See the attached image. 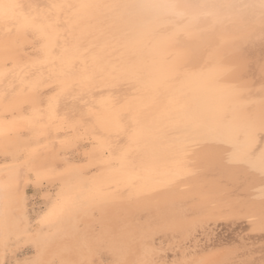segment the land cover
<instances>
[{
  "label": "bare ground",
  "instance_id": "obj_1",
  "mask_svg": "<svg viewBox=\"0 0 264 264\" xmlns=\"http://www.w3.org/2000/svg\"><path fill=\"white\" fill-rule=\"evenodd\" d=\"M46 2L43 1L45 5H42L39 0H0L6 5L14 3L20 6L0 12V264H264V230L261 229L262 225H259L260 228L257 226L258 220L261 224L264 217L256 216L250 223L252 221L246 222L248 219L239 216L258 206H252L249 202L248 196L253 195V190L244 195L248 201L245 198L236 203L228 201L230 204L225 202L226 205H221L223 207L202 204L200 198L193 194L235 191L240 183L239 180L234 181L237 176L234 173V182H230L232 174L229 169L225 171L222 162L219 163L222 168L214 167L217 157L208 154L207 148L194 154V159L187 160V157L177 156L183 144L178 148L177 141V144L164 142L167 134L180 132V127L169 125L176 120V110L165 113L162 119L158 117L165 107L171 105L174 93L172 98L163 95V92L161 96L155 93V97L149 89L139 90V95L135 92V95L130 94L132 91L126 90L131 85L129 81H120L121 77H125L126 70L117 73L121 74L118 76L115 73L117 70L112 68L117 65L108 64V52L105 57L100 50L107 42L102 48L100 43L99 46L94 43L96 38H92V43V39L84 35L87 38L86 41L83 38L84 44L79 35L83 44L80 46L84 48L81 50L84 52H81L80 46L76 49L77 43H72L75 38L72 41L68 38L72 34L71 28L69 31L67 29V38L74 45L72 49L65 45L68 42L67 46H71L68 40H63L66 42L64 44L57 39V32L63 31L65 26L60 29L64 24L57 26L56 21L70 25L73 22V28L78 19L75 18L76 10L72 11L76 6H67L64 1L66 8H75H67L70 11L63 12L65 5L60 7L57 2L58 8L52 4L53 1H50L52 5ZM53 5L60 13L53 11ZM73 12L76 14L72 15ZM77 38L76 42L79 43ZM88 40H91V47L93 44L98 46L95 45L101 52H95L98 59L93 57L95 54L91 55L96 48L91 54V47L89 52L85 49L84 45H90ZM112 49L111 53L115 51ZM149 51L148 54L154 55ZM154 52L158 53L156 50ZM131 57H135L134 54ZM180 58L181 65L187 60L186 64L191 69L200 67L201 56ZM228 59L233 60L229 62L236 64L235 70L239 71L238 76L234 77L235 82L238 77L241 81L252 79L259 82L264 79V73L256 67L264 63V43L228 56ZM245 60L250 62L246 73L241 68ZM111 61L114 62V59ZM89 62L93 67L85 65ZM185 66L181 68L182 73L179 71L181 76L171 80L179 83L196 73L194 71L188 75L190 67ZM204 66L201 67L205 69ZM184 67L188 68L187 71ZM111 68L113 74L110 73ZM183 71L188 74L184 75ZM104 83H110L111 88ZM101 85L108 91L99 89ZM152 96L156 102H152ZM190 96L187 97L190 99ZM262 108L264 105H257L255 110L261 114ZM210 109L213 111V108ZM141 133L147 136L145 141L141 139V135L144 136ZM178 139L182 141L180 137ZM199 159L200 165H211L210 171H216L207 175L206 183V179H198L195 183L194 174L200 170L194 172V163ZM158 170L161 172H156ZM219 180L226 182L220 186ZM251 181L244 182L249 189L250 185H255ZM61 199L68 202L63 211L51 218L50 222H42ZM211 200L208 203L214 201ZM204 205L207 207L204 208Z\"/></svg>",
  "mask_w": 264,
  "mask_h": 264
},
{
  "label": "flooded vegetation",
  "instance_id": "obj_2",
  "mask_svg": "<svg viewBox=\"0 0 264 264\" xmlns=\"http://www.w3.org/2000/svg\"><path fill=\"white\" fill-rule=\"evenodd\" d=\"M19 1V0H18ZM57 0H55V2H54V0H53V2H52V4H56L57 2V4L60 6V7H63V5H65L66 3H64V1L65 2H67V6H76V8L74 9L73 7H72V9H74V10H72L71 9V7H67L68 9H70V10H72V11H75L76 10V13H77V15L78 14H80V16L78 17V19H77V21L75 20V26H73V28H72V24H73V22H72V24L70 25V23L69 24H67V26H66V24L65 23H61V21L59 20V23H58V21H56V25L57 26H60L61 24H64L60 29H62L64 26L66 27H64V29H63V31H61L62 33L65 31V32H67L66 34H64L63 33V35H65L64 37H63V35H62V33H61V35H62V38H61V36H60V33L59 32H57V31H55V32H57L58 34H59V36L56 34L55 35V32H54V37H56L57 38V36L59 37V38H57L58 40L59 39H61V40H59L60 42H62L63 40H65L66 39V41L68 40V38L69 39H71V41L72 40H74V38H75V40H74V42L72 41V43L73 44H76L75 46H76V49H78L79 48V46H80V44H82L84 41H83V38H84V40L86 41V39L87 38H96V41L94 42V43H96L98 46H99V43L100 44H106V42H107V44H106V46L105 45H103L104 46V49H101L100 48V50L103 52L104 50H106V49H108L110 46H113V45H117V46H123V48L121 47V52H122V54L125 56L124 57V63H123V66H121V67H112L113 68V70L115 69V70H117L115 73L117 74V73H123L125 70V72H124V74H125V76L127 75V77H128V81L130 82V83H132V81H134L135 82V84L134 85H136V86H138L139 87V89H141L142 91H144V90H148L149 89V91H152V93L155 95V93H158V94H156V95H159V96H161L163 93H165V94H163V95H169V96H167V97H170V98H172V94L174 95V97L172 98V101H170V98H168L169 99V101L170 102H172V103H170L171 104V107H175V106H177L176 108L177 109H175L176 110V113H174L175 114V116H176V120H174V122L176 123L175 125H176V127L178 128V127H180V128H178V129H180V132H181V134H183L182 136H183V138H182V144H183V146L184 147H186V145L187 146H190V145H199V146H204L203 147V149L204 148H207V151H208V154H210L211 153V156H213L214 158L215 157H217V158H215V165H214V167H216V168H222V166L221 165H223L224 164V166H225V171L226 170H228L229 169V173H231L232 175H231V178L232 179H234V177L235 176H237V177H235V179L234 180H252L251 182H253L254 183V181H255V183H258L257 185H260L262 182H264V181H262L261 180V178L255 173V172H253V171H250V170H248L247 168H245L244 166H242V165H234V164H231V163H229L228 161H229V156H230V152H229V149L227 148V146L225 145V144H223V143H220V144H218L219 143V141H216V139H214L213 137H208V136H201V135H198L197 133H195L192 129H193V124L194 123H200V122H203L204 120H209V118H211V116H212V111H210V110H212V109H210V108H214V106H216V103H217V96H215L216 94L215 93H213V91H212V89H211V87H209V86H207L205 83H203L202 82V80L200 79V80H198V78H191L190 76L189 77H187V78H184V80L185 81H179V83H176L177 81H173V80H171V78L172 79H174V80H177L181 75H179V71H180V73H182V70H181V68H182V66L183 65H181L182 64V61L180 60L181 58H179V60L178 61H180V67H179V69H178V72H173L172 70H171V65L172 64H170V63H168L167 61H165V59L164 58H162V56L160 55V57H159V53H156V52H154L155 50L151 47V45L150 44H148L149 42H148V39H147V36H146V32H145V29H144V27H143V25H142V20H141V18L139 17V15H137L138 13L136 12V10L132 7V5L134 4V2H135V0H133L132 1V3H131V0H59V1H57ZM68 1H69V3L70 4H68ZM77 1H80V2H77ZM83 1H85V2H83ZM95 1H96V3H95ZM17 2V1H16ZM63 2V3H62ZM87 2V3H86ZM89 2H91L90 4H89ZM103 2V3H102ZM105 2V3H104ZM118 2V3H117ZM130 2V3H129ZM81 3H83V4H81ZM128 3H129V5H128ZM14 4V3H13ZM56 4V6H58ZM62 4V5H61ZM73 4V5H72ZM78 4V5H77ZM92 4H93V7H91L92 6ZM116 4H118V5H116ZM121 4V5H120ZM126 4V5H125ZM18 5V4H17ZM53 5V6H54ZM125 5V6H124ZM59 6H58V8H59ZM123 6V7H122ZM127 6V7H126ZM105 7V8H104ZM54 8H56L55 6L53 7V11L55 12V10L58 12L59 11V9L57 10V8L56 9H54ZM66 8V5L64 6V8H62V9H64V10H62L63 12L66 10V11H70V10H67V8ZM117 8V9H116ZM122 8V9H121ZM131 8V9H130ZM84 9H86V10H84ZM126 9H127V11H126ZM129 9H130V11H129ZM60 10H61V8H60ZM112 10H113V12H112ZM132 10V11H131ZM134 10H135V13H134ZM61 11V12H62ZM62 12V13H63ZM79 12V13H78ZM126 12V13H125ZM59 13H60V11H59ZM74 13V12H73ZM76 13H74V14H72V15H75ZM82 14V15H81ZM127 14V15H126ZM124 15V16H123ZM135 15V16H134ZM121 16H123V17H121ZM134 16V17H133ZM137 16V17H136ZM94 17H95V19H94ZM126 17V18H125ZM132 17V18H131ZM124 18V19H123ZM133 18H135L134 20H133ZM137 18H139V20L137 19ZM80 19V20H79ZM89 19V20H88ZM114 19V20H113ZM116 19V20H115ZM136 19H137V22H136ZM80 22H79V21ZM82 20V21H81ZM131 20V21H130ZM83 21H84V23H83ZM139 21V22H138ZM68 22H71V21H68ZM91 22V23H90ZM135 22V23H134ZM52 23V22H51ZM79 23V24H78ZM88 23V24H87ZM53 24V23H52ZM54 24V25H55ZM138 24V27H136V25ZM139 24H141V26L139 27ZM71 26V27H70ZM78 26H80L79 28H80V30L78 29ZM132 26V27H131ZM69 27V28H68ZM82 27V28H81ZM52 28H56V30H60V29H57V27H52ZM59 28V27H58ZM71 28V29H70ZM77 28V29H76ZM67 29H68V31H69V29H70V33H72V34H70L71 35V37L70 36H68V38H67V34H69L68 33V31H67ZM91 29V30H90ZM134 29V30H133ZM75 30H76V32H75ZM72 31V32H71ZM78 31V32H77ZM87 31V32H86ZM103 31V32H102ZM133 31V32H132ZM73 32H74V35H73ZM76 34V35H75ZM133 34V35H132ZM79 35H80V37L82 38L81 40H82V43H81V40H80V37H79ZM83 35V36H82ZM87 37H85V36ZM131 36H133V38L131 37ZM54 37H53V39H54ZM72 37H73V39H72ZM76 37H78L77 39L78 40H80L79 41V43L78 42H76ZM55 38V39H56ZM64 38V39H63ZM101 38H103V40H101V42L99 41ZM54 39V40H55ZM136 39V40H135ZM58 40H56L57 41V43L59 42ZM77 40V41H78ZM133 42H132V41ZM55 41V42H56ZM69 41V43H71V41L70 40H68ZM93 39H92V43H93ZM103 41V42H102ZM128 41H129V43H128ZM137 41H138V44H136L137 43ZM65 41H63V43H64ZM89 42H91V40H88V43ZM141 44H140V43ZM66 43V42H65ZM64 43V44H65ZM70 44L71 46H67L68 45V42L65 44L66 45V47L68 48V47H73L74 45L73 44ZM88 43H86V44H88ZM92 43L89 45L90 47H91V45H92ZM84 44H85V42H84ZM96 44H93L94 46L93 47H91L90 49H91V51H90V54H91V52H92V50H93V48L95 49L96 47H95V45ZM127 44V45H126ZM133 44H135V45H133ZM73 45V46H72ZM96 45V46H97ZM146 45V46H145ZM147 45H148V47H150V48H148L147 47ZM82 46H83V44H82ZM82 46H80V48L82 47ZM85 46V45H84ZM98 46H97V48H98ZM103 46H102V48H103ZM133 46V47H132ZM97 48H96V50L94 51V53H92L91 55H93V54H95V55H93V57L95 58V59H98V58H96V53L95 52H97V53H100L101 54V52L99 51V49L97 50ZM106 48V49H105ZM136 48H138V49H136ZM72 49V48H71ZM129 49V50H128ZM137 51H136V50ZM144 49V50H143ZM146 49V50H145ZM148 49V50H147ZM149 49H150V51H149ZM140 50V51H139ZM143 50V51H142ZM154 50V51H153ZM88 52H89V49L87 50ZM124 51V52H123ZM145 51L147 52V55L145 54ZM148 51L149 52H153V54L154 55H152L151 53H149L148 54ZM130 53V55L132 56V54H134V56L135 57H131L130 55H128L129 53ZM135 52V53H134ZM138 52H141V54H143L142 56H145V57H143L142 58V56H141V54H139ZM126 53V54H125ZM85 54H87V53H85ZM158 54V55H157ZM136 55H138V57L136 56ZM150 55V56H149ZM157 55V56H156ZM98 56H99V54H98ZM97 56V57H98ZM131 58H130V57ZM149 56V57H148ZM152 56V57H151ZM101 56H99V58H100ZM93 58V59H94ZM127 58V59H126ZM137 58V59H136ZM142 58V59H141ZM157 60H156V59ZM101 59V58H100ZM99 59V60H100ZM136 59V60H135ZM138 59H141V61H139ZM127 60V61H126ZM147 60V61H146ZM130 61H131V63H130ZM144 61V62H143ZM149 61H151V62H149ZM154 61V62H153ZM160 61V62H159ZM148 62V63H147ZM156 62V63H155ZM159 62V64H157ZM162 62V63H161ZM126 63V64H125ZM142 63V64H141ZM164 63V64H163ZM133 64V65H132ZM144 64V65H143ZM154 64V65H153ZM137 65V66H136ZM139 65V66H138ZM159 67H158V66ZM155 66V67H154ZM157 66V67H156ZM146 67V68H145ZM149 69H148V68ZM152 67V68H151ZM166 69H165V68ZM170 67V68H169ZM104 69H106L105 67H103ZM112 68H111V70H112ZM120 68V71L118 70ZM151 68V69H150ZM154 68V69H153ZM133 69V70H132ZM152 69H153V71H152ZM113 70L112 71H110V73L111 74H113ZM129 70V71H128ZM138 70H140V72H138ZM149 70V71H148ZM162 70V71H161ZM160 73H159V72ZM172 71V72H171ZM136 72H138V73H136ZM147 72H150V73H147ZM153 72V73H152ZM155 72H156V74H155ZM114 73V74H115ZM127 73V74H126ZM136 73V74H135ZM172 73H174V75L172 74ZM124 74L122 75V76H124ZM142 74V75H141ZM177 76H176V75ZM118 75V74H117ZM130 76V78H132V79H130L129 78V76ZM132 75V76H131ZM141 75V76H140ZM150 75H152V76H154V77H151ZM118 76H121V74L120 75H118ZM133 76H135V77H133ZM145 76H148V77H145ZM158 76V77H157ZM137 77V78H136ZM141 77H142V79H141ZM143 77H145V78H143ZM183 77V76H182ZM135 79H139V80H135ZM166 79L169 81V83H168V81H166ZM186 79H188L187 80V82H186ZM143 81L142 82V84H141V81ZM140 82V83H137V82ZM189 81V82H188ZM164 82V83H163ZM173 82H175L176 84H174ZM184 82V83H183ZM198 82V83H197ZM137 83V84H136ZM145 83V84H144ZM168 83V84H167ZM171 83V84H170ZM191 83H193V85L191 84ZM200 83V84H199ZM161 84V85H160ZM163 84V85H162ZM165 84H166V86H165ZM188 84V85H187ZM191 85V86H190ZM201 85V86H200ZM141 86V87H140ZM158 86V87H157ZM165 86V87H164ZM200 86V87H199ZM172 87V88H171ZM198 87H199V90H198ZM158 88V89H157ZM178 88V89H177ZM208 88V89H207ZM165 89H167V91H165ZM194 89H196L195 91L192 90ZM202 89V90H201ZM211 89V90H210ZM198 90V91H197ZM210 90V92H208V91ZM158 91V92H157ZM200 91V92H199ZM207 91V92H206ZM161 92V93H160ZM163 92V93H162ZM177 92V93H176ZM185 92H186V94H185ZM199 92V93H198ZM145 93H146V91H145ZM148 93H151V92H148ZM151 93V94H152ZM168 93V94H167ZM192 93H194V95H192ZM196 93H198V94H196ZM187 94H189V95H187ZM200 94V95H199ZM203 94V95H202ZM208 94V95H207ZM156 95H155V97H156ZM171 95V96H170ZM181 95V96H180ZM191 95V96H190ZM195 95H197V96H195ZM159 96H157L158 97V99H159ZM178 96V97H177ZM187 96H190V99H189V97H187ZM200 96V97H199ZM209 96V97H208ZM212 96H213V99H211L212 98ZM154 96H152V98H153ZM154 97V98H155ZM192 97V98H191ZM153 98V101L152 102H156V99H154ZM178 98H179V100H178ZM196 98V99H195ZM204 98V99H203ZM210 98V99H209ZM158 99H157V101H158ZM201 99V100H200ZM155 100V101H154ZM160 100H161V97H160ZM159 100V101H160ZM162 100H164V99H162ZM178 100V101H177ZM187 100V101H186ZM205 100V101H204ZM168 101V102H169ZM201 102V103H200ZM207 102V103H206ZM162 103H164V102H162ZM186 103H188L189 105L187 106L186 105ZM200 103V104H199ZM215 104V105H213V104ZM203 104V105H202ZM178 105H180L179 107H178ZM191 105V106H190ZM198 105H199V107H198ZM206 106V107H205ZM211 106V107H210ZM185 108V109H183V108ZM193 107V109H191ZM205 107V108H204ZM180 108H182L181 110H180ZM201 108V109H200ZM187 109V110H186ZM209 109V110H208ZM175 110L173 109L172 110V112H175ZM190 110V111H189ZM195 110H196V113H195ZM197 110H198V113H200L201 111V113L200 114H198L197 113ZM205 110H207V112L205 111ZM180 111V112H179ZM187 111V112H186ZM189 111V112H188ZM208 111H209V114H208ZM192 112V113H191ZM187 113V114H186ZM206 113V114H205ZM195 114V115H194ZM204 115V116H203ZM174 116V115H173ZM199 116V117H198ZM260 116V114L259 115H257L255 118H258ZM206 117L208 118V119H206ZM185 118V119H184ZM194 118V119H193ZM198 118V119H197ZM241 118H249V119H251L245 112L242 114V117ZM202 119V120H201ZM204 119V120H203ZM181 120V121H180ZM184 120V121H183ZM199 120H201L200 122H199ZM183 121V122H182ZM187 122V123H186ZM205 123L207 122V121H204ZM203 122V123H204ZM182 124V126H181V124ZM185 124H187V125H185ZM180 125V126H179ZM185 125V126H184ZM192 125V126H191ZM191 126V127H190ZM175 129L176 131H179L178 129ZM189 128V129H188ZM181 129H183V130H181ZM192 131V132H191ZM190 132V133H189ZM186 133V134H185ZM141 134H143L144 136H142L141 135V137H145V134L144 133H141ZM147 135V134H146ZM185 135H186V137H185ZM198 135V136H197ZM147 137V136H146ZM146 137H145V139H143V138H141L142 140H146ZM198 138V139H197ZM208 138V139H207ZM188 140V141H187ZM192 140V141H191ZM184 141V142H183ZM216 141V142H215ZM188 143V144H186V143ZM186 145H185V144ZM218 144V145H217ZM205 145H207L206 147H205ZM214 145V146H213ZM221 145V146H220ZM264 146V145H263ZM215 147V148H214ZM260 145H259V143L257 144V147H256V151H259V149H260ZM202 149V150H203ZM219 149V150H218ZM211 151H213V152H211ZM222 152V153H221ZM227 154V155H226ZM226 155V156H225ZM210 156V157H211ZM213 157H211L212 159H213ZM223 157V158H222ZM210 158V159H211ZM228 158V159H227ZM217 159V160H216ZM222 160V161H221ZM220 162H222L221 163V165L219 164ZM220 166H219V165ZM227 164V165H226ZM217 165V166H216ZM226 168H228V169H226ZM245 168V169H244ZM235 170H237L236 172H235ZM231 171V172H230ZM234 171V172H233ZM228 172V171H227ZM243 172V173H242ZM234 173H235V176H234ZM230 176V175H229ZM254 178V181H253V178ZM244 178V179H243ZM230 179V178H229ZM233 181V180H232ZM259 193H257V194H254L253 193V195L252 194H250V196L252 195V197H250V196H248L249 197V202H251L252 203V206L255 204V205H259V204H261V203H263L264 204V201H262L261 202V199H259V195L261 196V194H259ZM257 195H258V197H257ZM247 197V198H248ZM250 198H252V199H250ZM255 198H257L256 200H254ZM245 200H247L248 201V199H245ZM252 200V201H251ZM259 200H260V202H259ZM255 201V202H254ZM258 201V202H257ZM249 202H247L248 204H249ZM254 202V203H253ZM257 202V203H256ZM250 203V204H251ZM252 209V208H251ZM253 209H254V207H253ZM259 221L260 220H258V223H257V226L259 227V225L261 226L262 225V230H264V225L262 224V222H261V224L259 223ZM260 228V227H259Z\"/></svg>",
  "mask_w": 264,
  "mask_h": 264
},
{
  "label": "clouds",
  "instance_id": "obj_3",
  "mask_svg": "<svg viewBox=\"0 0 264 264\" xmlns=\"http://www.w3.org/2000/svg\"><path fill=\"white\" fill-rule=\"evenodd\" d=\"M132 7L142 20L151 47L168 63L180 57L220 58L264 43V0H135ZM218 62L223 74L232 67ZM249 61L241 66L248 71ZM256 67L264 73V63ZM238 108L264 105V79L227 85Z\"/></svg>",
  "mask_w": 264,
  "mask_h": 264
},
{
  "label": "snow or ice",
  "instance_id": "obj_4",
  "mask_svg": "<svg viewBox=\"0 0 264 264\" xmlns=\"http://www.w3.org/2000/svg\"><path fill=\"white\" fill-rule=\"evenodd\" d=\"M18 7L20 6L15 4L0 3V12ZM179 67L180 62L177 61L171 65V70L178 72ZM221 76L222 73L217 67L201 77L203 83L216 93L217 104L213 108L211 118L206 123H194L193 131L198 135L213 137L225 144L230 152L229 163L244 166L264 181V146L256 151L257 144L264 139V108L258 118H241L248 110L236 106L235 98L228 86L218 83ZM260 191L259 199L264 201V186ZM67 204L64 199L57 201L56 206L45 215L42 222H50L51 218L62 212Z\"/></svg>",
  "mask_w": 264,
  "mask_h": 264
},
{
  "label": "rangeland",
  "instance_id": "obj_5",
  "mask_svg": "<svg viewBox=\"0 0 264 264\" xmlns=\"http://www.w3.org/2000/svg\"><path fill=\"white\" fill-rule=\"evenodd\" d=\"M41 3L44 1V3L46 2L45 0H39ZM50 1H53V0H47V2H50ZM46 2V3H47ZM44 3H42V5H45ZM50 5H52L51 4V2L49 3ZM49 5V6H50ZM48 6V7H49ZM50 8H51V6H50ZM78 18L79 17V15H77V16H75V18ZM75 18H73L72 20H75ZM132 27V26H131ZM104 44V43H103ZM103 44H100L101 46L103 45ZM84 47H86L85 49H89L90 48V46L88 47V46H84ZM119 47V49L117 48V45H114V47L113 46H110L106 51L104 50L103 51V55L106 57V55L105 54H107V52H108V59H109V65L110 66H113V65H117V67H120V66H123V64L122 63H124L123 61H124V59H123V54L121 53V45L120 46H118ZM112 48H114V50L115 51H113V53H115L114 55H113V53H111L112 52ZM117 50H116V49ZM82 49H84V48H81L80 49V51L82 50ZM118 50H119V53H118ZM91 51V50H90ZM81 52H84V51H81ZM119 54V55H118ZM116 55V56H115ZM212 56H216L215 58L214 57H212ZM231 56V55H230ZM119 57V58H118ZM211 57V58H210ZM218 57H220V55H219V53L218 54H216V55H209V56H207V57H202L201 56V61H200V63L201 64H199L200 65V67H196V69L194 68V69H191L192 67H190V69L192 70H190V69H188L189 67H188V61L186 60V59H184V60H186V65L187 66H185V64L183 63V66H185V67H188L187 69H188V73L187 72H184V75L185 74H188V75H190V72H191V74L195 71L196 73H194V74H196V75H194V74H192L193 76H196V78H200V77H202V75H204V73L205 74H207V73H209V72H211L212 71V69H215V68H217L218 67V61H219V59H218ZM117 58V59H116ZM214 58V63H213V61H212V59ZM216 58H217V61H216ZM230 58V57H229ZM107 59V58H106ZM114 59V62L113 61H111V60H113ZM211 62H209L208 60ZM183 60V61H184ZM223 60H225V62L223 61ZM228 60V61H227ZM227 60H226V58H221V61H220V63H222V64H228L229 66H232V69H234V70H232V72L230 71L229 73L227 72V73H225V74H223L221 77H220V79H219V81H218V83L219 84H221V85H238V82H239V84L241 83V80L239 79V77H238V79L236 78V82H235V76L237 77L238 76V72L239 71H236L235 70V66L234 65H236V64H232L231 65V63L229 62L230 60L228 59V57H227ZM116 61H117V64H116ZM216 61V62H215ZM232 62H233V60H231ZM112 62V63H111ZM118 62H120L121 64H119ZM208 62V63H207ZM90 64H88V63H86L85 65L88 67L89 65H91V62H89ZM205 63L206 64H211L210 66H208V65H205ZM235 63V62H234ZM205 65V66H204ZM212 65H213V67H212ZM84 66V65H83ZM82 66V67H83ZM86 66H84V68H86ZM201 66H204V68L205 69H203V67H201ZM207 66V67H206ZM81 67V66H80ZM79 67V69H82V68H80ZM91 67H93L92 65H91ZM90 66H89V68H91ZM184 67V70L185 71H187V69ZM211 67V68H210ZM200 71H199V70ZM202 69H203V71H202ZM202 71V72H201ZM234 71V72H233ZM236 71V72H235ZM202 73V75L201 76H199V73ZM236 73V74H235ZM197 74H198V76H197ZM228 74H229V76H228ZM184 75H182V76H184ZM191 75V76H192ZM260 75H262V73H260ZM263 76V75H262ZM125 77L127 78V79H125ZM125 77H121V79H120V81L123 83V82H125V83H128V77L127 76H125ZM231 77V78H230ZM232 77L234 78V79H232ZM201 79V78H200ZM202 80V79H201ZM233 81V82H231V81ZM238 80V81H237ZM229 81H230V83H229ZM111 83V82H110ZM110 83L108 84V83H104V85L107 87L108 85V87H110V86H112V85H110ZM108 84V85H107ZM129 84H131V85H129ZM129 89L127 88V86H126V88H124V89H126V90H128V91H132V92H130V94L131 93H133L134 94V92L137 94V95H139V93L141 92V89H139V87L137 86V87H134L133 86V84L132 83H130L129 82ZM104 85H101V86H104ZM123 85H126V84H123ZM99 87V89L100 88H102L101 90H103V89H105V86L104 87ZM136 86V85H135ZM124 87V86H123ZM131 87H132V89H131ZM111 88V87H110ZM138 88V89H137ZM107 89V91H108V88H106ZM106 89L105 90H103V91H106ZM137 89V90H136ZM101 90H99V91H101ZM110 90V89H109ZM135 90V91H134ZM140 90V92L139 93H137L138 91ZM135 95V94H134ZM180 106V105H179ZM178 106V107H179ZM167 107H169V108H167ZM167 107H165L164 108V112H163V114H161V116H159L158 115V117H160L161 119L162 118H164L165 117V113H170V111H172L173 109L175 110V109H177L176 107L177 106H175L174 108H172L171 107V105H168ZM166 109H168V110H166ZM192 109H193V107H192ZM168 113V114H169ZM250 118H253V117H256L257 115H259L260 113L257 111V110H248V111H246L245 112ZM176 123L175 122H170L169 123V125H171V126H173V125H175ZM174 127V126H173ZM180 132H176V133H170L169 135L167 134V136L166 137H168V138H166V139H168V140H166V139H164V142H166V143H173V144H177V142H178V148H181V144H182V141L180 140V139H178L179 137L182 139L183 138V136L181 135V133L179 134ZM173 134V135H172ZM178 135V136H177ZM171 137V138H170ZM170 138V139H169ZM176 138L178 139V140H176ZM177 141V142H176ZM175 142V143H174ZM259 145L260 146H263L264 145V139H262L261 141H260V143H259ZM201 149H203V148H201V146H199V145H191V147L190 146H187V147H183V149L181 150V151H179V152H177V156L180 158V157H183L184 156V158H186L187 160H192V159H194V158H192V157H196L194 154H196L197 152H200L201 151ZM193 153V154H192ZM179 154V155H178ZM191 155V156H190ZM194 155V156H193ZM185 160V159H184ZM187 160H185V161H187ZM196 160H194V162H195ZM201 160L199 159V161H196L194 164V166L196 167H194V172H196V171H199V173H195L194 174V177L196 178L195 179V183H196V180H198V179H202V180H204V179H206L208 176H210L209 174H211V172H213V173H215L216 171H210V166L209 165H205V166H203V165H200L201 164V162H200ZM203 163V162H202ZM199 167H198V166ZM203 166V167H202ZM209 168H207V167ZM193 167V166H192ZM199 169H198V168ZM208 169V170H205V169ZM201 169H203L204 171H202ZM160 170V169H159ZM156 171V172H161V171ZM201 172H204L203 174L201 173ZM206 173V174H205ZM199 174H200V176H199ZM202 174V175H201ZM197 175V176H196ZM208 175V176H207ZM201 177V178H200ZM201 180V181H202ZM233 179H230V182L232 181ZM234 181H236V180H234ZM234 181H232V182H234ZM249 181L250 180H242L241 181V179L239 180V182L240 183H238V186H237V188H235V191H234V189L233 190H229V191H226V190H224V191H215V192H212V193H210V194H207L208 192H204V191H202V192H197V193H195V194H193V196L194 197H197V198H200L199 199V202H201L202 204H206V205H208L209 207H211L210 205H219V206H221V205H223V204H225V202H227V203H236V202H238V201H240L241 199L243 200L244 198L246 199L247 197H245L244 195H245V193H248V191H252L253 193H259V194H261V191H260V189H261V187L262 186H264V182H262L260 185H258L257 186V184L258 183H255V185L253 184V186L252 185H250L251 187V189H249V187L247 186V183H249ZM199 182V181H198ZM204 182L206 183L207 182V179L206 180H204ZM219 182H220V186H222V183H224L225 184V182L226 181H224L223 180V182L222 181H220L219 180ZM244 182H247V183H243ZM202 183V182H201ZM228 183V182H227ZM202 184H204V183H202ZM244 185H245V187H244ZM248 188H247V187ZM244 188V189H243ZM246 188H247V190H246ZM249 189V190H248ZM239 190V191H238ZM256 190H257V192H256ZM232 191V192H231ZM247 191V192H246ZM255 191V192H254ZM240 192H241V194H240ZM238 193H239V195H238ZM234 195V196H233ZM186 196H188V195H186ZM219 197H221V199L219 200H217V198H219ZM212 199V200H211ZM216 199V200H215ZM213 201L212 203H208L209 201ZM229 201V202H228ZM193 203H195L194 201H193ZM220 203V204H219ZM229 203V204H230ZM197 204V203H196ZM201 205V204H200ZM226 205V204H225ZM261 205V206H260ZM260 205H258L257 207H256V209L255 210H250V211H245V212H243V213H240V215L239 216H241V219H242V217H243V219H248V220H246V222L247 221H252V222H250V223H253V220H254V217L255 218H257V217H264V205L263 204H260ZM203 206V205H202ZM228 206V205H227ZM260 206V207H259ZM207 206H205L204 205V208H206ZM221 207H223V206H221ZM224 207H226V206H224ZM262 207V208H261ZM259 212V213H258ZM261 212V213H260ZM257 213L259 214V215H257ZM257 216V217H256ZM253 218V219H252ZM250 219V220H249Z\"/></svg>",
  "mask_w": 264,
  "mask_h": 264
}]
</instances>
